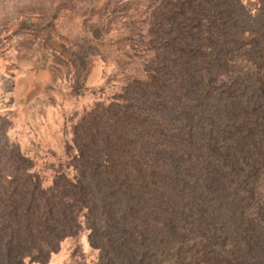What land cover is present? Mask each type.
I'll return each mask as SVG.
<instances>
[{"label": "trees", "instance_id": "16d2710c", "mask_svg": "<svg viewBox=\"0 0 264 264\" xmlns=\"http://www.w3.org/2000/svg\"><path fill=\"white\" fill-rule=\"evenodd\" d=\"M46 1L17 29L54 28ZM102 6L90 37L131 71L76 126L71 171L47 184L0 118V264L48 261L81 217L94 264H264V0Z\"/></svg>", "mask_w": 264, "mask_h": 264}, {"label": "rangeland", "instance_id": "374dc122", "mask_svg": "<svg viewBox=\"0 0 264 264\" xmlns=\"http://www.w3.org/2000/svg\"><path fill=\"white\" fill-rule=\"evenodd\" d=\"M42 1L15 0L0 7V21L11 14L18 17L11 34L0 36V118L8 121L9 143L32 161L34 171L48 184L57 171L69 172L70 147L82 118L96 103L118 94L124 79L115 62L119 59L127 72L131 67L115 45L101 47L90 37L106 0H52V10L57 7L58 12L54 28L39 33L44 25L32 18L33 33L18 30L17 24L27 18L24 13L30 8H50ZM25 28L31 29L30 23ZM124 33L122 28L113 30L110 37L115 41ZM84 49L92 57L86 66H79L74 58ZM97 49L103 56H94ZM79 223L77 235L62 241L48 261L25 260L24 264L96 263L98 252L88 242L83 217Z\"/></svg>", "mask_w": 264, "mask_h": 264}]
</instances>
